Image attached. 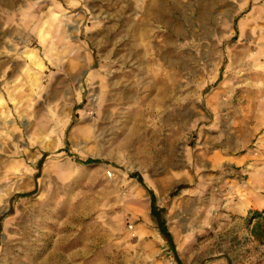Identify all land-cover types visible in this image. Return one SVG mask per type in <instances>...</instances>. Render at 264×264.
<instances>
[{"label":"rangeland","instance_id":"1","mask_svg":"<svg viewBox=\"0 0 264 264\" xmlns=\"http://www.w3.org/2000/svg\"><path fill=\"white\" fill-rule=\"evenodd\" d=\"M7 2L0 264H264V0Z\"/></svg>","mask_w":264,"mask_h":264},{"label":"crops","instance_id":"2","mask_svg":"<svg viewBox=\"0 0 264 264\" xmlns=\"http://www.w3.org/2000/svg\"><path fill=\"white\" fill-rule=\"evenodd\" d=\"M7 1H13V0H4V2L0 4V7L1 8H5V9L10 8V7L12 8L13 7V3H10V2H7ZM20 5H23V4H20ZM226 8L227 9L224 12H226L228 10L229 11L228 13L222 14L223 11L221 12V7H220V9L218 10V15H220V14L221 15H229V13L232 14L231 11L233 10V8H232L231 4H226ZM146 10H147V13L148 14H147V19H145V24H148L149 22H152V21L154 23L155 22L156 23H159L160 22L163 25H165L166 28L170 29V26H172V24L170 23V21L167 18V14L169 13V9L167 7H165L163 4L161 5V3L158 2L157 4L152 5V6L148 5L147 8H146ZM144 26L145 27L142 28V25H140L139 30H138V27H135L134 28V33H135V37L136 38H138V37H139V39L144 38L143 32L141 31L143 29L146 30V27L147 26L146 25H144ZM216 28L219 29L218 25H216ZM218 32H221V30L219 29V31H217V33ZM33 64L36 65L38 68L42 67L40 60L34 62ZM147 68L149 70H151V68H149V67H147ZM147 68H144V70L142 68V71H147L148 70ZM219 80H221L220 82H222V84L225 82V80L222 81L221 77H219L218 81ZM133 98H134V96H133ZM133 98H131V99H133ZM137 176L139 177L137 179L138 180L140 179L139 181H142L141 177L139 175H137ZM259 202H258V204H259ZM260 205H261V202H260ZM160 235L162 236L163 239H165L163 237V235L161 234V232H160Z\"/></svg>","mask_w":264,"mask_h":264},{"label":"trees","instance_id":"3","mask_svg":"<svg viewBox=\"0 0 264 264\" xmlns=\"http://www.w3.org/2000/svg\"><path fill=\"white\" fill-rule=\"evenodd\" d=\"M95 163H98V161L87 160L85 162H82V164H84V165L95 164ZM133 178H139V177L137 175H133ZM151 215H152L153 219L156 221V223L158 224L159 230H160L161 234L163 235V237L165 239H167V241L171 242L172 241L171 236L165 227L164 220L162 219L163 210H160V209L158 210L156 205H154V203H153ZM257 228H260V224H257ZM263 233H264V229H263ZM255 235H256V233H255Z\"/></svg>","mask_w":264,"mask_h":264},{"label":"bare ground","instance_id":"4","mask_svg":"<svg viewBox=\"0 0 264 264\" xmlns=\"http://www.w3.org/2000/svg\"><path fill=\"white\" fill-rule=\"evenodd\" d=\"M160 15H161V14H160ZM162 42H163V41H162ZM155 44H156V43H155ZM144 49H145V48H144ZM144 49H142V50H144ZM128 51H129V50H128ZM149 51H150V50H149ZM139 52H141V51H139ZM154 52H155V51H154ZM137 53H138V52H137ZM143 53H144V52H143ZM139 55H140V54H139ZM167 55H168V54H167ZM140 56H141V55H140ZM140 56H139V57H140ZM142 56H143V55H142ZM144 56H145V55H144ZM148 56H149V55H148ZM164 56H165V55H161V54L159 55V57H162V58H164ZM146 58H147V57H145V59H146ZM156 58H157V57H156ZM156 58H155V59H156ZM143 59H144V58H143ZM145 59H144V60H145ZM147 59H148V58H147ZM139 61H140V60H139ZM142 61H143V60H142ZM169 61L171 62V60H169ZM141 63H142V62H141ZM148 64H150V63H147L146 65H148ZM166 64H167V63H166ZM167 65H169V64H167ZM152 67H153V66H152ZM145 72H146V71H145ZM113 73H114V72H113ZM160 73H161L160 71H158V74H156V72H155V73H154V74H155V78H157L158 75H160ZM131 74H132V73H131ZM111 76H112V74H111ZM135 76H136V75H135ZM160 76H162V75H160ZM127 77L130 79V78H132L133 76L131 77V75L128 74ZM137 77H138V76H137ZM112 78H113V77H112ZM112 80H113V79H112ZM140 80H142V79H140ZM138 82H139V81H138ZM134 84H135V83H134ZM130 85H131V84H130ZM135 86H136V85H135ZM126 87H127V86H126ZM126 87H124V88L126 89ZM128 90H129V89H128ZM120 94L123 95V97H124L125 99H131V98H133V96H134V95H133V96H130V95H129L130 93H129L128 91H122ZM115 96H116V94H115ZM136 96H137V95H136ZM134 99H135V98H134ZM161 99H162V98H161ZM182 101H184V98H182ZM183 103H185V102H183ZM181 105H182V104H181ZM189 114H190V111H189V108H188V107H184L183 110H182V112L180 113L182 119H184V117L188 116ZM166 120H167V119H166ZM146 128H147V127H145V126L142 127V125H140V126L138 125V130H139V131H140V130H141V131L144 130L145 133H146V132H147V129H146ZM150 131H151V130H150ZM145 133H144V134H145ZM149 133H150V132H149ZM146 134H147V133H146ZM149 135H150V134H149ZM143 137H144V136H142L141 139H142ZM141 141H142V140H141ZM242 194H243V193H242ZM245 195H246V194H245ZM247 196H248V195H247Z\"/></svg>","mask_w":264,"mask_h":264}]
</instances>
